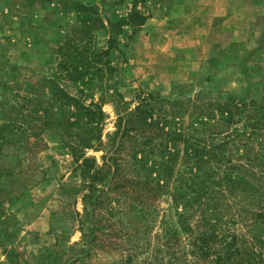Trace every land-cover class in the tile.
Returning a JSON list of instances; mask_svg holds the SVG:
<instances>
[{"label":"trees","instance_id":"1","mask_svg":"<svg viewBox=\"0 0 264 264\" xmlns=\"http://www.w3.org/2000/svg\"><path fill=\"white\" fill-rule=\"evenodd\" d=\"M75 7L78 24L56 45L57 75L48 81L53 102L72 108L62 140L82 181L85 253L68 264L97 249L124 254L114 264H264V99L141 90L127 102L114 85L112 53L147 17L133 10L105 22L96 6ZM110 102L116 119L105 135ZM90 150L103 153L100 162ZM162 196L175 221H162L152 246L140 219H155ZM2 213L0 205V221ZM5 239L0 228V264H15ZM145 244L155 253L142 261Z\"/></svg>","mask_w":264,"mask_h":264},{"label":"rangeland","instance_id":"2","mask_svg":"<svg viewBox=\"0 0 264 264\" xmlns=\"http://www.w3.org/2000/svg\"><path fill=\"white\" fill-rule=\"evenodd\" d=\"M75 3L96 6L105 22L133 10L147 17L135 33L125 28L112 53L114 85L127 102L141 90L264 99V0H0V228L15 264H68L85 253L82 181L62 140L72 108L53 102L48 85L57 75L56 45L78 24ZM103 111L106 135L114 104ZM102 154L87 151L98 162ZM170 206L162 196L155 219H140L152 246L162 221L174 225ZM149 252L146 246L142 261ZM122 255L97 249L83 264H114Z\"/></svg>","mask_w":264,"mask_h":264},{"label":"crops","instance_id":"3","mask_svg":"<svg viewBox=\"0 0 264 264\" xmlns=\"http://www.w3.org/2000/svg\"><path fill=\"white\" fill-rule=\"evenodd\" d=\"M205 45H206V46H208V44H207V43H205Z\"/></svg>","mask_w":264,"mask_h":264}]
</instances>
